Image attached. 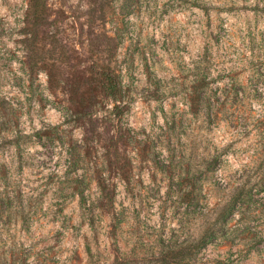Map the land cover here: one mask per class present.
I'll return each mask as SVG.
<instances>
[{
    "label": "clouds",
    "instance_id": "clouds-1",
    "mask_svg": "<svg viewBox=\"0 0 264 264\" xmlns=\"http://www.w3.org/2000/svg\"><path fill=\"white\" fill-rule=\"evenodd\" d=\"M0 264H264V0H0Z\"/></svg>",
    "mask_w": 264,
    "mask_h": 264
}]
</instances>
